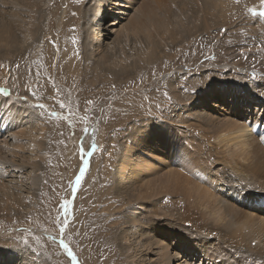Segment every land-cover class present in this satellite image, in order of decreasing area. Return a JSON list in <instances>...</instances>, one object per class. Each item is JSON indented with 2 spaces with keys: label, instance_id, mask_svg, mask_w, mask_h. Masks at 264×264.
Returning <instances> with one entry per match:
<instances>
[{
  "label": "bare ground",
  "instance_id": "obj_1",
  "mask_svg": "<svg viewBox=\"0 0 264 264\" xmlns=\"http://www.w3.org/2000/svg\"><path fill=\"white\" fill-rule=\"evenodd\" d=\"M78 3L80 13L68 16ZM261 13V0H0V58L14 66L13 81L0 87V119L8 124L0 132L2 207L24 205L39 183L35 159L42 155L38 142L44 125L34 117L30 97L36 96L31 92L39 82V89L52 90L55 74L50 71L56 59L57 83L64 74H72L68 84L80 81L81 86L91 74V84L110 82L98 87L96 94L102 96L107 88L142 84L151 71H158L160 62L171 65L186 50L204 45L238 50L239 56L228 57L225 65H204L202 74L189 82L179 79L181 73L166 81L173 70L157 75L172 88L158 93L155 109L148 108L142 118L150 117L149 121L130 126L133 131L123 140L112 188L117 199L112 215L122 220L120 232L112 234L122 244L118 251L127 264H264V72L235 62L245 53L254 60L264 58ZM79 17L81 36L78 26H72ZM55 23L67 43L54 40ZM80 53L82 68L77 63ZM18 96L27 103L17 102ZM61 124L50 120L47 126L51 133L54 126L63 133ZM17 125L25 131L24 142L12 141L8 134L10 126ZM103 127H90L96 151L91 165L104 149ZM66 136L68 147L73 146L77 137ZM13 147L26 150L28 156L12 163L8 155ZM90 214L89 209L83 211V223L92 219ZM78 216L77 209L70 229L76 227ZM14 253L1 252L0 264H13Z\"/></svg>",
  "mask_w": 264,
  "mask_h": 264
},
{
  "label": "rangeland",
  "instance_id": "obj_2",
  "mask_svg": "<svg viewBox=\"0 0 264 264\" xmlns=\"http://www.w3.org/2000/svg\"><path fill=\"white\" fill-rule=\"evenodd\" d=\"M79 5L78 3L76 7L72 8L70 14L69 11H67L68 16H71L73 11L75 13H80ZM138 6L139 5H135L134 7L137 8ZM132 9L125 10L128 12V16L125 20L122 19L120 21L122 24L128 20L132 13ZM63 17H65V14ZM78 20L76 21L77 23L72 26H74L75 30L78 26V34H82L83 26L81 23L83 19L80 18ZM57 30L55 23L53 30L54 40L59 43L62 42L61 44L67 43L69 40L64 41L59 35V30ZM51 35L52 33L48 36L43 34V38H49ZM42 45L40 48L43 47ZM204 46L202 48L196 47L195 50H186L184 52L185 56L182 55L180 56L181 58H176L178 60H175L171 65H168L167 61L160 62L157 66L158 71H151V74L144 79L142 84L135 82L132 83L133 85H128L127 88H119L116 86L110 89L107 88L105 91L106 93L102 96L96 94L99 91L98 87H101L100 85L103 83H110L109 81L102 82L103 80H96L91 84L90 79L92 75L90 74V79L81 81L83 85L79 86L77 83L80 81H75L74 84H68L72 74H70V76L64 74L59 80L60 83H57L55 77L56 65L59 63H56L58 59L52 63L53 68L48 64V67L52 69L50 72L55 74L53 82L50 84L52 90L44 92V90L38 88L41 87V82H37V89L31 92L36 96L30 97L33 115L44 125L42 140L38 142V144L41 145L39 148L41 151L40 154L42 155L39 159H35V170L36 176L39 178V183L34 190L33 196L31 195L32 197H28L24 205L15 204L13 206L14 210L12 209L13 211L4 209V207H2L3 204L0 203V253L5 250H12L15 252L14 257L11 259L13 264H17L18 262H23L24 264H40L38 261H41L42 264H73V261L67 255L64 247L61 246V241H63L75 255V264H127L121 257L120 251H118L119 246L122 244L112 234H118L120 232L118 220H122L121 215H112L117 202V199L115 200L112 196V188L113 185H116V182H114L115 177L113 176L118 171L116 168H118L120 157L123 155V140L129 132L133 131L131 128L133 125H135V127H140V124L146 122L148 118H150L142 119L144 118V112L157 103L159 97L158 93L163 91L164 94H167L171 91L172 87L165 86V83L160 81L163 78L157 75L173 70L171 74L165 77L166 81L171 79L174 74L181 73L179 79L183 81L186 77L187 79L184 80V83L187 81L189 82L193 76L197 77L202 74L201 71L205 69L204 65L210 63L214 65L215 62L219 65H225L228 57L239 56L237 54L240 52L238 50L232 52L225 50V48L219 50L218 48L215 49L208 46L206 47V45ZM241 55V60L236 59L237 61H235L237 63L236 66L251 70L258 69L264 72V65L262 64L264 60L263 57H258L259 59L257 58L254 60L247 53ZM80 56L81 53L78 56L77 63H79V66L82 68V57ZM190 57H194V59H190ZM6 59L0 58V87H5L2 85H7L14 79V66L9 59ZM35 59H33L32 62H34ZM32 64L35 68L37 60ZM46 64L47 62L43 60V66H40L45 67L44 65ZM213 68L214 67H208V69ZM244 71L248 72L247 74L252 77H256L257 75L253 71ZM152 72H156L157 74L155 73V75ZM34 80L37 81V78ZM35 81L32 83H36ZM13 84H17V87L22 91L21 93H24L21 85L15 82H13ZM125 96L127 98H125ZM39 97H43L44 99L41 100ZM16 99L17 102H21L20 104L27 103L24 97L18 96ZM131 100L136 104L133 105L130 103ZM146 103H148V105ZM40 105H43V108H41ZM168 106H170L169 102ZM155 107L156 105L154 109ZM50 120H58L59 123H62L60 126L63 127L65 131L63 133L57 132L54 126L53 130L55 133H51L52 127H48ZM120 123L125 124H122V126ZM96 124H100L102 127L104 126L103 129L106 135L102 146L104 149L100 151L101 154H98L94 164L92 163L91 165L96 151L92 147L95 142L91 139L92 134L90 127ZM6 127H8V124L0 119V132L4 133ZM23 132L25 131L22 126L19 127V125H17L10 126L8 134L10 133L12 141L16 139L19 142H24L27 137H22L21 134ZM37 132L41 133V130ZM60 134L61 137H59ZM66 135H68V137L76 136V145L74 144L68 147ZM12 141L8 142L12 144ZM81 148L86 152L91 151L92 155H82L80 151ZM26 153V150L21 151V149L13 147L12 155L9 154L8 159L12 163H16L18 157L21 155L28 156ZM84 160H88V166L81 178L80 184L77 185L74 181L76 176L79 175V169L83 166ZM91 172L92 174L85 185L87 175ZM83 184L85 185L84 187L82 186ZM96 184H98L97 187ZM81 186L82 190L79 189ZM73 187H75V189L77 188L75 193L72 191ZM78 189L80 190L79 192H77ZM78 194H80L78 198L80 204V206L78 205L79 208L77 207V201H75L79 196ZM21 195L23 197L26 196L22 191ZM67 201H72V203L67 205V215H65L62 205ZM84 201L87 202L84 203ZM92 203L93 205L91 206ZM77 209L79 215L78 223L76 227L70 229L74 218L77 217ZM88 209L92 219L89 218L88 223H83L81 215L83 211ZM110 212L111 214H109ZM65 221H67V223H65ZM62 227L65 229L63 233L60 232V228ZM110 236L114 239L110 240L112 244L108 245ZM56 246L61 251L63 257H61L59 250H55ZM49 252H51L50 255Z\"/></svg>",
  "mask_w": 264,
  "mask_h": 264
},
{
  "label": "snow or ice",
  "instance_id": "obj_3",
  "mask_svg": "<svg viewBox=\"0 0 264 264\" xmlns=\"http://www.w3.org/2000/svg\"><path fill=\"white\" fill-rule=\"evenodd\" d=\"M261 7H264V0H261ZM261 15H264V13H261ZM256 87H260V85H255ZM264 94V93H262ZM41 108H43V105H40ZM262 119H264V117H262ZM86 131V130H85ZM93 149L95 148V144H93ZM81 153L82 155H86V156H91L92 155V152L91 151H88L86 152L83 148H81ZM88 166V160H84L83 161V166L80 167L79 169V175L76 176L75 178V181L74 183L75 184H80L81 182V178L83 177L84 173H85V170ZM73 193H75L76 189L75 187H73L72 189ZM72 201H67L64 205H62V207L64 208V211H65V215H67V205L68 204H71ZM65 223H67V221H65ZM64 228H60V232L63 233L64 232ZM61 246L64 247L65 251L67 252V255L71 258V260L73 261V264H75L76 262V257L75 255L73 254V252L68 248V246L66 244L63 243V241H61Z\"/></svg>",
  "mask_w": 264,
  "mask_h": 264
}]
</instances>
